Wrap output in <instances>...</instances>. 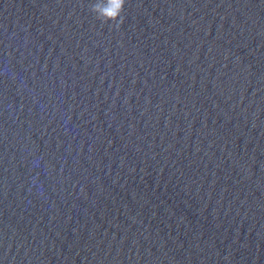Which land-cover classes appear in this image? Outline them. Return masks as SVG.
Returning <instances> with one entry per match:
<instances>
[{"label":"water","instance_id":"water-1","mask_svg":"<svg viewBox=\"0 0 264 264\" xmlns=\"http://www.w3.org/2000/svg\"><path fill=\"white\" fill-rule=\"evenodd\" d=\"M0 0V264H264V0Z\"/></svg>","mask_w":264,"mask_h":264},{"label":"clouds","instance_id":"clouds-1","mask_svg":"<svg viewBox=\"0 0 264 264\" xmlns=\"http://www.w3.org/2000/svg\"><path fill=\"white\" fill-rule=\"evenodd\" d=\"M127 0H95L90 10L102 23H109L119 28L123 24V13Z\"/></svg>","mask_w":264,"mask_h":264}]
</instances>
